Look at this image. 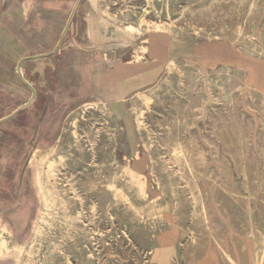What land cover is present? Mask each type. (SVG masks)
I'll return each instance as SVG.
<instances>
[{
    "label": "rangeland",
    "instance_id": "rangeland-1",
    "mask_svg": "<svg viewBox=\"0 0 264 264\" xmlns=\"http://www.w3.org/2000/svg\"><path fill=\"white\" fill-rule=\"evenodd\" d=\"M76 1L0 0V119L32 96L21 59L36 89L0 124V233L20 264H264V0H80L54 51ZM58 15L55 41L27 48Z\"/></svg>",
    "mask_w": 264,
    "mask_h": 264
},
{
    "label": "bare ground",
    "instance_id": "bare-ground-1",
    "mask_svg": "<svg viewBox=\"0 0 264 264\" xmlns=\"http://www.w3.org/2000/svg\"><path fill=\"white\" fill-rule=\"evenodd\" d=\"M116 1V0H115ZM198 1V0H197ZM197 1H195V4H196V2ZM210 1V0H209ZM248 1V0H247ZM132 2V1H131ZM133 3V2H132ZM135 3H137V2H135ZM154 3V2H153ZM193 3V2H192ZM201 3V2H200ZM203 3V2H202ZM255 4V3H254ZM131 5V4H130ZM137 5V4H136ZM135 5V6H136ZM198 5V4H197ZM205 5H206V3H205ZM223 5V4H222ZM251 5V4H250ZM253 5V4H252ZM90 6H92V7H90V9L89 10H93L92 8H94V3H93V1L91 2V5ZM119 6V5H118ZM149 6V5H148ZM201 6V5H200ZM203 6V5H202ZM254 6V5H253ZM252 6V7H253ZM116 7V6H115ZM155 7H157L156 5H155ZM198 7V6H197ZM237 7H239V6H237ZM113 8V7H112ZM119 8H120V6H119ZM148 9V8H147ZM156 9H158V8H156ZM198 9V8H197ZM202 9V8H201ZM116 10V9H115ZM206 10V9H205ZM205 10H204V12H205ZM208 10V9H207ZM238 10V9H237ZM240 10V9H239ZM22 11H23V14L26 16V14L28 13V2H26L25 3V5H24V7L22 8ZM213 11V10H212ZM253 11V10H252ZM251 11V12H252ZM139 12V11H138ZM140 12H142V11H140ZM207 12V11H206ZM211 12V11H210ZM235 12V11H234ZM123 13V12H122ZM248 13V12H247ZM249 13H250V8H249ZM160 14V13H159ZM201 14V13H200ZM199 14V15H200ZM210 15H211V13H209ZM215 14V13H214ZM237 14V13H236ZM240 14H241V12H240ZM250 14H252V13H250ZM139 15V14H138ZM142 15V14H141ZM144 15V14H143ZM142 15V16H143ZM196 15V14H195ZM198 15V14H197ZM203 16V15H202ZM245 16V15H244ZM144 17V16H143ZM142 17V18H143ZM207 17V16H206ZM211 17V16H210ZM138 18H140V17H138ZM137 18V19H138ZM238 18H239V16H238ZM245 18V17H244ZM147 19V18H146ZM62 20H63V15H58L57 16V18H55V19H51V20H46V21H39V23H38V25L36 26V25H34L33 26V29H34V32H35V34H36V36H35V39H37V40H41V43L39 42V43H36L35 45H30V46H28L27 48H38V47H41V48H44L43 46H44V44L45 43H53L54 41H55V38H56V35L58 34V31L60 30V26H61V22H62ZM143 20V19H142ZM173 20V19H172ZM191 20V19H190ZM244 20V19H243ZM194 21V20H193ZM252 21V20H251ZM250 21V22H251ZM256 22V21H255ZM171 23V22H170ZM191 23V22H190ZM193 23V22H192ZM241 23V22H240ZM244 23V22H243ZM247 23H249V22H247ZM140 26H142L141 24H140ZM181 27V26H180ZM186 27V26H185ZM188 27V26H187ZM251 27H252V25H251ZM103 28V27H102ZM35 29H36V31H35ZM252 29V28H251ZM89 31V30H88ZM87 31V32H88ZM87 32L86 33H83V35H84V37H86V35H88L87 34ZM253 32V31H252ZM261 32V31H260ZM112 33H113V31H112ZM254 34V33H253ZM87 38V37H86ZM89 38V37H88ZM43 43V44H42ZM68 43V42H67ZM150 45H151V52L152 51H154V50H158L159 49V44L157 43V41L155 40V38H154V36H151L150 37ZM93 63H94V60L93 59H91L90 57H85V56H82V55H77V57H75L74 58V66H75V68H76V71L77 72H79V74H80V77H81V84L82 83H86V82H89L90 81V76H91V70H93L94 68H93ZM170 64V63H169ZM173 64V63H172ZM13 71V70H12ZM182 71V70H181ZM23 72H24V70H23ZM180 72V71H179ZM184 73V72H183ZM185 75V74H184ZM13 76L17 79V81H18V84H20V82H19V80H18V78L14 75V73H13ZM228 77V76H227ZM223 78H225V77H223ZM186 79H187V77H186ZM227 79H229V78H227ZM233 79V78H232ZM225 81V80H224ZM236 81V80H235ZM226 82H227V80H226ZM244 82V81H243ZM216 83V82H215ZM220 83H221V81H220ZM234 83V82H233ZM240 83V82H239ZM218 84V83H217ZM22 86V85H21ZM216 86V85H215ZM219 86V85H218ZM217 86V87H218ZM17 86L15 85V86H13V91H17V92H22V93H24V92H26V90H25V88L22 86V87H19L20 89H18V88H16ZM222 87H223V85H222ZM189 89V88H188ZM220 89H222V88H220ZM225 89V88H224ZM229 89V88H228ZM191 90V89H190ZM193 91H194V88L192 89ZM227 90V89H226ZM231 90V89H230ZM228 91V90H227ZM249 91H250V89H249ZM191 92V91H190ZM225 92V91H224ZM230 92V91H229ZM193 93V92H192ZM223 94H225L226 95V93H223ZM223 94H222V96H223ZM194 95V94H193ZM228 95V94H227ZM31 96V95H30ZM191 96V95H190ZM225 97V96H224ZM229 98V97H228ZM225 99V98H224ZM220 100V99H219ZM200 101V100H199ZM198 101V102H199ZM225 101V100H224ZM229 101V100H228ZM235 101V100H234ZM201 102H202V100H201ZM227 102V101H226ZM231 103V102H230ZM98 104H101L102 105V107L104 108V109H108L109 108V103H108V101L107 100H105V99H99V100H93V101H88V102H86L85 104H84V106L85 107H87L88 105H94V106H96V105H98ZM179 104V103H178ZM181 105V104H180ZM234 105V104H233ZM229 106H230V104H229ZM176 107V106H175ZM179 107V106H178ZM182 107V106H181ZM197 107V106H196ZM198 107H199V104H198ZM234 107V106H233ZM180 108V107H179ZM184 108V107H183ZM196 109H198V108H196ZM187 110V109H186ZM193 110H195V109H193ZM231 110V109H230ZM189 111V110H188ZM210 111V110H209ZM192 112V111H191ZM194 112H196V111H194ZM233 112H235V111H233ZM190 113V112H189ZM211 113V112H210ZM191 114V113H190ZM189 114V115H190ZM213 114V113H212ZM176 117H177V115H175ZM238 117V116H237ZM185 118V117H184ZM189 118H190V116H189ZM194 118V117H193ZM234 119V118H233ZM169 120V119H168ZM225 120V119H224ZM171 121V120H170ZM223 121V120H222ZM226 121V120H225ZM229 121V120H228ZM239 121V120H238ZM237 121V122H238ZM92 122V121H91ZM227 122V121H226ZM235 122H236V120H235ZM88 124H89V122H88ZM237 123H235V125H236ZM87 125V124H86ZM91 125V124H90ZM171 125V124H170ZM187 124H184V126H186ZM238 125V124H237ZM88 126V125H87ZM86 126V127H87ZM93 126H94V123H93ZM173 126V125H172ZM175 126V125H174ZM183 127V126H182ZM238 127V126H237ZM90 128V127H89ZM175 128V127H174ZM180 128V127H179ZM184 128V127H183ZM182 128V130H184ZM85 129V128H84ZM92 129V128H91ZM171 130H172V128H170ZM234 129V128H233ZM90 130V129H89ZM235 130H237V129H235ZM152 131V130H151ZM240 131V130H239ZM84 132V131H83ZM85 132H86V130H85ZM92 131H90V133H91ZM88 133V132H87ZM86 133V134H87ZM151 133V132H150ZM153 133V132H152ZM170 133H172V132H170ZM179 133H180V131H179ZM183 133V132H182ZM181 133V134H182ZM83 134V133H82ZM156 134V133H155ZM241 134V133H240ZM84 135V134H83ZM168 135H169V133H168ZM179 135V134H178ZM167 136V135H166ZM172 136H173V134H172ZM176 136V135H175ZM237 136V135H236ZM81 137V136H80ZM88 137V136H87ZM171 137V136H170ZM169 137V138H170ZM193 137H195V134H193ZM173 137H171V139H172ZM196 138V137H195ZM194 138V139H195ZM242 138V137H241ZM85 139V138H84ZM167 139V138H166ZM171 139L169 140V141H171ZM177 138L175 137V140H176ZM237 139H238V137H237ZM152 140H153V138H152ZM156 140V139H155ZM167 140V141H168ZM174 140V139H173ZM177 140H179V139H177ZM196 140H198V139H196ZM70 141H71V139H70ZM78 141V140H77ZM166 141V142H167ZM163 142V141H162ZM165 142V141H164ZM163 142V143H164ZM240 142V141H239ZM242 142V141H241ZM91 143V142H90ZM154 143H155V141H154ZM175 143H177V142H175ZM87 144V143H86ZM92 145V144H91ZM149 146H150V144H148ZM165 145V144H164ZM169 145V144H168ZM177 145H179L178 143L176 144V146L175 147H177ZM181 145V144H180ZM185 145V144H184ZM148 146V147H149ZM173 146V145H172ZM264 146V145H263ZM175 147H174V149H175ZM179 147V146H178ZM181 147H182V145H181ZM92 148V147H91ZM151 148V147H150ZM159 148H160V146H159ZM187 147H185V149H186ZM198 148H200V147H198ZM217 148V147H216ZM260 148H262V147H260ZM264 148V147H263ZM161 149V148H160ZM169 149V148H168ZM173 149V150H174ZM181 149H183V148H181ZM188 149V148H187ZM93 150V149H92ZM95 150V149H94ZM178 151H179V149H177ZM184 150V149H183ZM199 150V149H198ZM175 151V150H174ZM188 151V150H187ZM187 151H186V153H187ZM201 151V150H200ZM261 151H262V149H261ZM176 152V151H175ZM183 152V151H182ZM197 152H199V151H197ZM196 152V153H197ZM162 153V152H161ZM185 153V152H184ZM185 153V154H186ZM203 153V152H202ZM201 153V154H202ZM33 154V156H32V159L31 160H33L34 159V157H35V154L34 153H32ZM31 154V155H32ZM100 154H101V152H100ZM175 154H178V153H175ZM174 154V155H175ZM200 154V155H201ZM206 154V153H205ZM170 155H172V154H170ZM184 155V154H183ZM183 155H179V156H183ZM161 156V155H160ZM173 156V155H172ZM179 156H178V159H179ZM185 156V155H184ZM184 156H183V158H184ZM196 156V155H195ZM42 157V156H41ZM58 157H59V155H58ZM61 157V156H60ZM91 157V156H90ZM159 157V156H158ZM176 157V156H175ZM200 157V156H199ZM205 157V156H204ZM203 157V158H204ZM45 158H46V156H45ZM63 158V157H62ZM93 158V157H92ZM167 158V157H166ZM171 158V157H170ZM170 158H168V159H170ZM189 158V156H187V159ZM198 158V157H197ZM41 159V158H40ZM39 159V160H40ZM54 159V158H53ZM60 159V158H59ZM59 159H58V161H59ZM182 159V158H181ZM55 160V159H54ZM172 160V159H171ZM176 160H177V158H176ZM185 160H186V156H185ZM42 162L44 161V159H42L41 160ZM41 161H38V159H36V163L37 164H40L39 162H41ZM62 161V160H61ZM90 161V160H89ZM91 161H93L92 159H91ZM157 161V160H156ZM168 161V160H167ZM172 161H174V160H172ZM178 161V160H177ZM182 161V160H181ZM52 162V161H51ZM73 162V161H72ZM170 162V161H169ZM186 162H187V160H186ZM45 163V162H44ZM54 163H55V161H54ZM60 163V162H59ZM69 163V162H68ZM90 163V162H89ZM167 163V162H166ZM174 163V162H173ZM180 163H182V162H180ZM200 165L199 166H201L202 167V163L201 162H198ZM207 163V161L205 162V164ZM50 164V163H49ZM48 164V165H49ZM57 164V163H56ZM55 164V165H56ZM82 164V163H81ZM176 164V163H175ZM189 164V163H188ZM41 166H44V165H41ZM50 166V165H49ZM199 166H197V167H199ZM52 167V166H51ZM51 167H50V169H51ZM189 167V166H188ZM204 167H205V165H204ZM86 168V167H85ZM88 168V167H87ZM180 168V167H179ZM203 168V167H202ZM186 169V168H185ZM189 169V168H188ZM175 170V169H174ZM190 170H192V169H190ZM195 170V169H194ZM205 170V169H204ZM173 171V170H172ZM179 171V170H178ZM185 171V170H184ZM43 172V171H42ZM45 172V171H44ZM65 172V171H64ZM71 173V172H70ZM173 173V172H172ZM54 174V173H53ZM68 174V173H67ZM75 174V173H74ZM77 174V173H76ZM181 174V173H180ZM194 174H195V171H194ZM193 174V175H194ZM69 175V174H68ZM118 175V174H117ZM197 175V174H196ZM182 175H180V177H181ZM66 177V176H65ZM69 177H70V175H69ZM74 177V176H73ZM201 177V176H200ZM211 178V177H210ZM64 179V178H63ZM182 179V178H181ZM198 179H199V177H198ZM195 180V179H194ZM197 180V179H196ZM198 181V180H197ZM197 181H196V183H197ZM66 182H68V180L66 181ZM72 182V181H71ZM186 182V181H185ZM69 183V182H68ZM76 183V182H75ZM187 183V182H186ZM188 183H190V182H188ZM200 185H201V182L199 183ZM74 185V184H73ZM186 185V184H185ZM198 185V184H197ZM213 185V184H212ZM221 185V184H220ZM68 186V185H67ZM181 186V185H180ZM196 186V185H195ZM199 186V185H198ZM114 187V186H113ZM183 187V186H182ZM221 187V186H220ZM222 188V187H221ZM70 190H73V189H70ZM76 190V189H75ZM74 190V191H75ZM172 190V189H171ZM73 191V192H74ZM78 191V190H77ZM191 191V190H190ZM209 191H210V189H209ZM193 192H195V191H192V193ZM200 193V192H199ZM75 194H77V193H75ZM79 194V193H78ZM77 194V195H78ZM201 194H202V192H201ZM201 194H199V195H201ZM72 195V194H71ZM70 195V196H71ZM193 195L194 194H192V197H193ZM203 195V194H202ZM201 195V196H202ZM82 196V195H81ZM189 196H190V194H189ZM75 197H77L76 195H75ZM79 197H80V195H79ZM78 198V197H77ZM79 199H82V198H79ZM196 200H198V198L196 199ZM196 200L195 201H193L194 202V209H195V206L197 205L196 203ZM203 200V199H202ZM201 200V201H202ZM82 201V200H81ZM191 201V202H192ZM75 202V201H74ZM82 204V203H81ZM196 204V205H195ZM199 205V204H198ZM198 206H196V208H197ZM206 208V207H205ZM204 208V209H205ZM68 210V209H67ZM77 211H78V208H77ZM224 211H225V209H224ZM205 212V211H204ZM76 213V212H75ZM202 213V212H201ZM79 215V214H78ZM94 215V214H93ZM252 215V214H251ZM206 217V216H205ZM209 220V219H208ZM53 221V220H52ZM207 221V220H206ZM18 222H19V218H17L16 217V223L18 224ZM84 222V221H83ZM93 222V221H92ZM1 225V224H0ZM80 225V224H79ZM209 226V225H208ZM4 230H8L9 231V229L5 226L4 228H3ZM83 229V228H82ZM2 233V232H1ZM0 233V236H1V239H0V257H3V256H9L10 258H8V259H12V261H13V264H20L21 263V261H22V257H23V255H25V253L27 252L26 251V248H25V246H23V245H17L14 241H13V243L12 244H10L9 243V240L8 239H6L2 234ZM9 234L11 235V232L9 231ZM251 234V233H250ZM264 234V233H263ZM262 246H264V245H262ZM260 248V247H259ZM258 248V249H259ZM263 249H264V247H263ZM259 251V250H258ZM257 251V252H258ZM263 251V250H262ZM256 252V253H257ZM85 253V252H84ZM226 254V253H225ZM85 256V255H84ZM227 256V255H226ZM263 260V259H262Z\"/></svg>",
    "mask_w": 264,
    "mask_h": 264
},
{
    "label": "water",
    "instance_id": "water-1",
    "mask_svg": "<svg viewBox=\"0 0 264 264\" xmlns=\"http://www.w3.org/2000/svg\"><path fill=\"white\" fill-rule=\"evenodd\" d=\"M79 3H80V0H77L76 3H75V5H74L73 11H72V13H71V15H70V18H69V20H68V22H67V25H66V27H65V29H64V32H63V34H62V36H61V38H60V40H59L57 46L55 47L54 51H56V50L60 47V45H61V43H62V41H63V39H64V36H65V34H66V32H67L69 26H70V23H71V21H72V18H73V16H74V13H75V11H76V9H77ZM46 55H48V54H46ZM25 60H27V58L21 59V60L18 62V65H17V71H18L19 76L22 78V80H23V81H24V82H25V83L31 88V90H32V96H31V98L28 100V102H26V103H24L23 105L19 106V107H18L17 109H15L10 115L1 118V119H0V124H1L2 122L6 121L7 119L11 118L12 116H14L15 114H17V113L20 112L21 110H23V109L29 107V106L32 104V102L34 101V98H35V96H36V89H35L34 86H33V85H32V84H31V83L25 78L24 73H23V70H22V63H23Z\"/></svg>",
    "mask_w": 264,
    "mask_h": 264
},
{
    "label": "crops",
    "instance_id": "crops-1",
    "mask_svg": "<svg viewBox=\"0 0 264 264\" xmlns=\"http://www.w3.org/2000/svg\"><path fill=\"white\" fill-rule=\"evenodd\" d=\"M91 5V2L89 1H83L81 4H80V6H79V16L83 13V10L85 9V10H88V9H90V7H92V6H90ZM95 7V6H94ZM92 9H94V8H92ZM122 69L123 70H127L128 71V69H131V68H129V67H122ZM22 70H23V68H22ZM24 73V72H23ZM146 74V73H145ZM142 72L140 73V72H138V74H136V73H134V74H132L131 76H130V78H129V81H127V83L128 84H130V87H131V89L127 92V93H125L122 97H117V96H113V97H111V98H108L109 100H112V99H119V98H124V97H126L130 92H132V91H134V89L135 88H137L138 86H140V85H137V82L142 78ZM143 75H144V73H143ZM115 76V78H114V80L113 81H111V85H113L117 80H118V76L115 74L114 75ZM94 82H96L97 81V79L96 80H93ZM144 84V83H143ZM143 84H141V85H143ZM110 85V86H111ZM105 91H106V88L104 87V86H102L101 85V88L99 89V90H96L95 91V93H97V94H101V95H103L106 99H107V97L105 96ZM13 117V116H12ZM10 119V118H9ZM8 120V119H7ZM6 120V121H7ZM5 122V121H4ZM4 122H2V123H4ZM1 123V124H2Z\"/></svg>",
    "mask_w": 264,
    "mask_h": 264
}]
</instances>
